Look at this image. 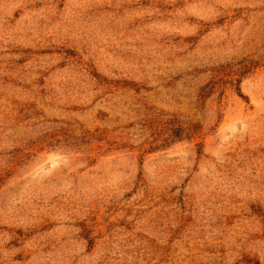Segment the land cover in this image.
<instances>
[{
  "label": "rangeland",
  "instance_id": "rangeland-1",
  "mask_svg": "<svg viewBox=\"0 0 264 264\" xmlns=\"http://www.w3.org/2000/svg\"><path fill=\"white\" fill-rule=\"evenodd\" d=\"M0 264H264V0H0Z\"/></svg>",
  "mask_w": 264,
  "mask_h": 264
}]
</instances>
